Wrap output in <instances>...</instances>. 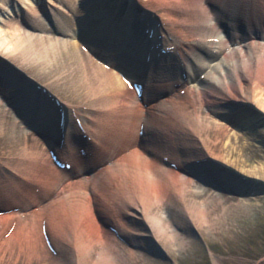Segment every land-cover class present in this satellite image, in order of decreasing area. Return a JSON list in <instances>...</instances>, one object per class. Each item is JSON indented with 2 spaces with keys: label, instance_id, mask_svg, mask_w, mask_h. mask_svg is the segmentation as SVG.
<instances>
[{
  "label": "bare ground",
  "instance_id": "6f19581e",
  "mask_svg": "<svg viewBox=\"0 0 264 264\" xmlns=\"http://www.w3.org/2000/svg\"><path fill=\"white\" fill-rule=\"evenodd\" d=\"M202 1L195 7L201 22L176 27L142 0H0V103L13 113L9 126L0 120V136L19 132L46 148L33 149L22 139L18 152L10 150L17 156L16 169L30 170L31 178L17 180L9 168L0 167V256L9 247L18 249L17 242L25 247L36 226L34 247L27 244V264L40 252L51 264H121L123 243L131 252L164 258L159 240L167 234L157 239L155 229L162 231L163 215L143 213L140 202L148 201L147 210L164 204L183 210V196L193 192V183L241 202L264 197L263 182L239 181L200 146L204 126L196 116L182 115L186 101L195 108L206 101L212 108L217 98L221 124L245 136L262 134L264 140V108H259L264 105V0ZM14 52L33 53L43 68L78 75L90 99L87 117L74 106L63 110L50 98V88L18 72L6 58ZM255 53L259 61L248 65L249 72L243 68V78L259 83L258 108L246 102L243 92L237 97L236 89L242 71L238 59L250 61ZM218 54L221 61L215 63ZM141 81L139 96L131 84ZM195 92L205 100L196 102L190 97ZM209 120L210 128L218 125ZM37 172L51 182L37 178ZM61 182L86 198H70L63 207L65 200L53 193ZM39 205L42 214L36 213L32 228L15 230L14 222L26 221L25 209ZM183 224L175 221L176 231L199 234L197 226Z\"/></svg>",
  "mask_w": 264,
  "mask_h": 264
},
{
  "label": "rangeland",
  "instance_id": "374dc122",
  "mask_svg": "<svg viewBox=\"0 0 264 264\" xmlns=\"http://www.w3.org/2000/svg\"><path fill=\"white\" fill-rule=\"evenodd\" d=\"M142 1H146L145 6L149 7L151 11L162 17L168 26L174 25L180 27L187 25L189 27V20H192L193 22H201L198 19L199 16L196 17L195 7H199V5H201L200 2L203 4L202 0ZM205 13L208 15L207 10ZM184 31L186 32L187 30L184 29ZM39 44V40L33 41V46L38 47ZM215 56L216 59H214V62L219 63L221 61V55L218 54ZM6 58L17 66L18 72L30 76L32 80L34 79V81H36V83L38 82L40 85L42 84L41 86H45L44 88H50L51 90L49 94H54L58 97L59 101L67 104L70 109H73V106L76 107L78 109L77 112H80L87 117L85 108L87 107V104H89L90 99H86V91L82 88L83 85L77 83L76 79H78V75L72 73L68 74L61 68H43V66H41V61L34 59L33 53L26 56L23 53L14 52L12 55L10 54L8 57L6 56ZM66 58L69 60V56H66ZM244 60L245 59H238V64L242 71L241 73H237L241 75V81L237 82V94L243 92L246 102H249V105H254V108H258L260 106L258 100H261V96H263L260 95V85L259 83H256L257 81L255 80H245L243 78V68L245 67L246 69L250 64L256 66L257 61H259V56L255 53L250 61ZM250 70L251 69L247 68V72ZM258 72H260L259 69ZM57 77L60 79L58 80ZM258 77L257 74V79ZM77 86L80 88L79 92L75 89L78 88ZM195 93H190V97L195 101L205 100L204 97L202 99L197 93ZM238 96L241 95L239 94L237 97ZM214 100L215 105L212 106V108L206 103V101H204L205 104H201L195 108L189 102L186 101L185 103L184 100L180 99V104L185 103L182 114L183 117L187 116V114L188 118L194 115L197 120L202 123L204 127H202V132L199 136H201V140H205V144H200V146H206L211 155L217 159L224 168L227 167L231 169V172L237 175L236 177H238L239 181L241 177H243L242 179L251 177L263 182L262 189L264 190V140L261 137L262 134L253 136H247L246 134L245 136V134L239 129L227 128V126L221 124V119L216 115L219 108V105L217 104L219 99L214 98ZM259 108L263 109L264 105ZM100 111H105V109H101ZM210 117L217 120V126L210 128L208 124L210 123ZM12 118V111L3 108V105L0 103V120L3 121L5 125L7 124L9 126ZM92 133H94L93 130ZM22 139H25V141L32 144L33 149L40 150L42 147L46 152V148L41 141L38 142L37 139L27 135L23 136L19 132H15L10 136H0V167L2 169H4V167L9 168L12 171L11 176L17 177V180L19 176L22 177L23 175L24 177L30 178L32 175L34 176L30 170L21 172L19 168L16 169V164L13 163L17 156L11 151L14 150V153H16L21 149L23 145ZM42 162L43 161H41V163ZM36 177L41 179L39 172H37ZM41 180H46L48 184L51 182V180L45 176ZM37 182L40 183V180ZM13 183L16 184V180H14ZM59 184H61L60 187L56 186L55 192L53 193L58 199L62 201L65 200L62 202L64 204L62 205L63 207H67L70 198L75 200H77L76 198H79L78 200L81 201H83V198H86V195H82V191L79 189L71 192L70 189H68V183L61 182ZM191 187L193 192L183 196V198L185 197L181 202L183 204V206L181 205L183 210L179 209L180 211L165 204L158 206L155 205L152 209L147 210L149 208L148 201H144V204L140 202V205L143 208V213L153 215V213L155 214L158 212L160 213L158 217H162L163 215L162 231L161 227H155V229L158 231L157 239H160V236H162L161 234H164V232L167 234L159 240L165 248L162 252L164 258L153 259L151 255H147L141 250L131 252L129 245L123 243L124 248H120L121 264H264V197H259V200L247 203L231 199L225 194L216 196L209 190L202 191L195 183H193ZM41 189L45 190L43 185L41 186ZM176 195L180 196L182 193L177 191ZM54 198L52 200H55ZM163 208H166V212H163ZM41 210L42 205L25 209L22 219L26 218V221L24 224L20 223L21 220L17 223L14 222L13 227H15V230L24 229L27 224L29 229H31V223L36 219L35 217L38 216V214L35 216L36 213L39 212L42 214ZM147 216H143L145 221L149 219V216ZM175 221L190 226H197L196 228L199 231V234L196 232V235L190 237L184 235L182 231H176L174 225ZM1 225L2 221L0 220V226ZM127 225L129 226V224ZM32 230H35L36 234L32 233ZM169 231L180 237L178 239L177 236H175L176 238L174 239L169 237ZM152 232L153 231H151V233ZM29 233L27 244H30V247L33 248V243L38 235L36 226H34ZM167 236L169 238L168 240H170L169 242L166 239ZM1 238L3 239V236H1ZM27 244L24 247L22 246L21 241L15 244L18 249L14 250L13 248L11 250L10 247L7 248V251H5V257L2 254V256H0V264H27L26 259L30 257V255H28L30 252L26 251ZM172 246L174 248H172ZM171 249H173V251ZM10 251H12L13 254L10 253ZM22 252L23 255H21ZM15 253L18 255H15ZM11 254L15 257H12ZM39 255L40 257H37V255L35 258L33 257L31 260L32 262L30 261L29 264H40V262L43 264L45 261L48 262L46 264H51L49 259L44 257L43 253L40 252ZM165 256L169 259H165Z\"/></svg>",
  "mask_w": 264,
  "mask_h": 264
}]
</instances>
